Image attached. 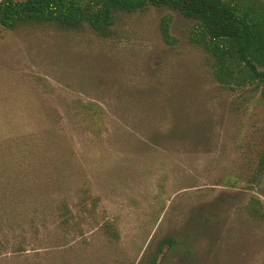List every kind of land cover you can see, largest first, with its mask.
Returning <instances> with one entry per match:
<instances>
[{
	"label": "rangeland",
	"instance_id": "1",
	"mask_svg": "<svg viewBox=\"0 0 264 264\" xmlns=\"http://www.w3.org/2000/svg\"><path fill=\"white\" fill-rule=\"evenodd\" d=\"M192 24L0 26V264H264L262 88L218 83Z\"/></svg>",
	"mask_w": 264,
	"mask_h": 264
},
{
	"label": "trees",
	"instance_id": "2",
	"mask_svg": "<svg viewBox=\"0 0 264 264\" xmlns=\"http://www.w3.org/2000/svg\"><path fill=\"white\" fill-rule=\"evenodd\" d=\"M149 6L167 7L193 20L188 40L207 53L218 83L232 89L261 87L264 96V0H1L0 26L88 29L107 38L119 13ZM172 21L165 14L160 29L165 42L174 45L178 38L171 34ZM258 171L264 173V153ZM63 209L71 213L68 205ZM252 213L261 215L257 208ZM108 228L114 229L110 223Z\"/></svg>",
	"mask_w": 264,
	"mask_h": 264
}]
</instances>
